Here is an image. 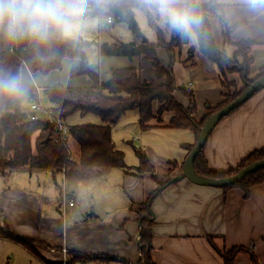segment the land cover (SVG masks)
Wrapping results in <instances>:
<instances>
[{
  "label": "crops",
  "instance_id": "obj_1",
  "mask_svg": "<svg viewBox=\"0 0 264 264\" xmlns=\"http://www.w3.org/2000/svg\"><path fill=\"white\" fill-rule=\"evenodd\" d=\"M209 1L197 0L201 4ZM217 2L223 6L224 17L228 21L227 27L232 30L230 31V42H227L220 20L210 17L209 22L215 44L218 50L224 51L227 57L233 60L237 52L236 44L243 40H251L253 44L249 54L252 57L249 78H255L264 66V0H217ZM146 3L150 5L148 0ZM86 17L93 16L86 13L82 19ZM97 18L102 29L115 34L117 27L114 21L108 22V17ZM144 19L146 20L145 15ZM161 24V28L165 27L164 41L168 42L171 38V30L163 21ZM140 25L142 29L143 25ZM146 27L147 32L142 33L150 43L155 44L158 41L156 31L148 23ZM150 34L155 41H150ZM115 39L119 40L116 36H111V42ZM93 40L98 44L102 43L97 39H91L92 42ZM191 41L192 34H189L188 42L184 43L185 46L175 47L173 61L163 46L157 47L156 53L163 68L167 69L170 65L173 68L176 82V90L173 94L175 100L188 108L190 100L187 94L191 93L194 97L196 107L194 118L199 122L207 115L209 108L225 100L228 88L222 86L216 64L198 50L194 52L192 58L186 59L187 49L193 45ZM10 46L11 42L0 37V52L9 49ZM129 59L131 65L128 66L139 68L142 80L154 81L157 85L166 84L165 77H156V70L150 60L143 57ZM238 61L242 60L238 58ZM22 69H24L23 74L26 72L34 80H42L44 77L31 73L25 65ZM226 79L235 82L238 89L245 85L244 74L239 71L227 72ZM100 82L105 81L100 80ZM190 83L191 86H189ZM26 84H30L29 81ZM34 84L41 90L56 85L45 84L44 80L42 84ZM188 88H191L189 93ZM105 91L107 90H104V93ZM160 106L161 103L157 101L153 103L155 114ZM174 115V111H169L163 113L161 120L152 119L149 122L150 128L147 130H142L139 126L141 131L185 133L174 139V146H178L183 151L180 157L173 154L159 157V160L164 162V169L161 173L156 172L155 180L163 187L150 206L153 222L150 253L153 262L155 264H227L219 251H227L235 246H245L254 251L258 264H264V182L253 185L246 197L244 191L239 188L224 191L220 187L195 184L185 177L175 180L176 177L182 175L183 164L188 155L187 146L195 144L197 136L191 129L170 127L169 122ZM88 116L90 114L86 116L76 114L68 118L67 123H96ZM137 117L139 118V114ZM100 122L99 119L98 123ZM115 125L112 126V131ZM123 131L131 132L127 129ZM133 137L137 138L136 140H142L141 144L144 148L142 149L151 163H156L152 159L153 149L149 141L144 137L142 139L137 132H134ZM127 142H130L132 147L134 146L133 140H127ZM262 147H264V88L254 94L236 112L225 117L215 126L204 146V156L211 168L224 171L235 168L252 151ZM69 148L71 158L78 160L79 146L75 142H70ZM60 173L62 175L61 200L63 185L66 189L65 181L74 178H67L63 171ZM110 173H114L111 177H118V180L130 185L133 195L125 199L120 198L123 190L122 184L119 183L114 191L116 197L114 196L111 202L100 201L98 203L95 200L94 204L90 203L87 208L71 212L70 215L74 217H68L65 213L68 207H74V205H67L63 210L60 201L61 215L51 216L40 207L36 198V204L32 205L36 206L35 210L18 206V213L16 214L17 210H15L9 213V217L4 210L6 216L3 215L1 225L6 223L12 233L39 240L43 244L37 248L39 256H35L19 243L0 235V241L17 247L12 248L11 258L15 260V252L18 251L16 262L19 264H23L21 253L29 257L33 264H61L64 255L68 257L70 264H124L123 260L137 264L141 256L138 244L141 217L136 205L144 203L148 198V193L156 190L157 184L149 178L148 172L138 174L117 170L114 167L105 175ZM103 176L82 181L87 182ZM70 189L71 193L75 191L73 186ZM105 191L111 193L109 188ZM35 192L42 194L44 188L37 185ZM67 194L71 197L70 193L67 192ZM20 196H23L22 191L18 192V201ZM88 209L91 211H87ZM63 249H66V253ZM81 255L95 258L80 259ZM98 256L104 257L99 258ZM231 264L254 263L248 252H240Z\"/></svg>",
  "mask_w": 264,
  "mask_h": 264
},
{
  "label": "trees",
  "instance_id": "obj_2",
  "mask_svg": "<svg viewBox=\"0 0 264 264\" xmlns=\"http://www.w3.org/2000/svg\"><path fill=\"white\" fill-rule=\"evenodd\" d=\"M196 6L202 14L203 20L201 25L193 31L195 44L188 47L186 59L192 58L194 52L198 50L216 64L222 86L230 90L225 100L215 107L209 108L207 115L199 122L194 118L196 108L194 97L191 93L187 94L190 100L188 108L175 100L173 94L176 90V82L173 68L171 65L167 69L163 68L156 53L157 47L163 46L173 61L175 47L185 46L183 36L171 30L170 40L164 41V28L159 25L161 19L152 10L151 5L146 3V0H89L87 14L93 17H110L114 22L125 23L133 35V40L129 43L117 39L111 43L101 44L94 40L93 42H77L72 39H54L48 45L39 46L27 40L11 42L9 49L0 52V72L5 75L9 73L21 74V69L25 65L31 73L47 76L54 70L62 69L63 61L66 58H81L82 73L92 75L93 86L72 88L57 83L41 90V95L43 101L46 99L44 103L54 116L64 119L66 123L68 118L76 114L81 116L93 114L98 116L101 122L67 123L69 125L67 135L56 140L53 134V123L46 120L32 121L29 119L28 112L23 108L37 100L38 94L34 85L27 84L26 95L23 97L0 95V171L2 174L6 177L12 170L26 167L30 170L46 169L55 174L63 171L67 178L90 180L105 175L114 167L126 168L125 154L115 145L112 126L117 124L124 114L132 110L138 111V123L142 130L150 128L149 122L152 119L161 120L163 113L174 111L175 115L171 118L169 126L191 129L198 138L201 128L211 115L238 97L248 84L264 76V66L261 67L255 78H249V67L252 63V57L249 54L253 42L251 40L238 42L236 44L237 52L233 60H230L224 51L218 50L209 22L210 17L218 18L223 27L225 40L230 42L232 28L227 27L228 21L224 17L223 6L217 0H210L206 4L197 2ZM136 10H141L144 13L148 25L156 31L158 41L155 44L150 43L142 33L135 18ZM85 43H94L100 56L148 59L156 70V77H165L167 82L157 85L154 81L142 80L140 69L137 67L113 69L112 77L105 82H100L98 75L93 74L88 67L87 58L80 50V47ZM238 58L242 60V63L239 67H234V64L239 62ZM231 71H239L244 74L245 85L241 89L237 88L235 82L226 79V73ZM104 90H107L108 94H105ZM155 101L161 103L156 114L153 109ZM242 105L222 119L236 112ZM69 138H72L79 146L78 160L71 158ZM46 139L48 141L43 143ZM194 145L187 146L188 154ZM133 148L139 159V166L136 167L138 174L145 171L154 172V166L146 152L142 148L134 146ZM263 158L264 147L252 151L235 168L219 171L209 166L204 156L203 147L194 159V170L203 177L224 178L234 175L247 165ZM263 182L264 168L231 186L222 187V189L227 191L231 188H239L244 191L247 197L253 185ZM151 202V200L145 201L137 207V212L141 217V232L138 241L141 256L137 264H155L150 253L153 237ZM1 212L0 210V235L19 243L33 255L39 256L37 248L43 245L42 242L12 233L6 223L1 225V221L4 219ZM219 252L227 264L233 263L236 255L240 252H248L252 262L258 264L254 251L245 246H235L230 250ZM80 257V259L95 258L85 255ZM112 259L117 260L116 258ZM123 262L131 264L125 260Z\"/></svg>",
  "mask_w": 264,
  "mask_h": 264
},
{
  "label": "rangeland",
  "instance_id": "obj_3",
  "mask_svg": "<svg viewBox=\"0 0 264 264\" xmlns=\"http://www.w3.org/2000/svg\"><path fill=\"white\" fill-rule=\"evenodd\" d=\"M99 19L97 17H86L82 19L80 22H77L75 27L74 36L71 38L77 42H90L91 39H97L102 43L111 42V36H116L121 42L129 43L133 40V35L129 29V27L123 22H115L116 29L113 34L111 31H107L102 29V25L99 26ZM136 20L139 23L140 28L143 25L144 30L147 32L146 20L144 19V13L141 10H136ZM162 20H160L159 25ZM101 24V22H100ZM164 26V25H163ZM165 28V27H164ZM144 33V32H143ZM150 41H155L152 38V35H149ZM192 44H195V34L192 33ZM81 52L86 56L88 67L91 69L93 74H97L102 81L109 80L112 77L113 69H122L128 68L132 66L130 64V59L123 56H100L98 55V51H96V46L94 43H85L80 47ZM241 62H237L234 64V67H239ZM82 61L79 57L66 58L63 61L62 69L54 70L51 74L44 76L42 80H34L24 72V69H21V75L26 78V82L29 81L30 84L35 85L42 84L43 80L46 84H57L60 83L66 87H78V88H87L94 85V78L89 73H82ZM28 79V80H27ZM232 82V81H230ZM228 94L230 93L229 88ZM107 94V91H105ZM24 110L29 112V105H25ZM138 111L132 110L128 111L115 125V129L112 131L114 142L117 149L122 150L125 153V162L127 164L126 168L116 167L117 170L128 171V172H137L136 167L139 166V159L134 153V148L131 146L130 142L127 140H133L134 147H141L142 140L134 139V132L139 133L143 137L149 141L152 152V159L156 161V163H152L154 166V172L145 171L149 173V178L156 182V190H152L148 193V198L146 201L153 199L159 192V190L163 187L157 180H155V175L157 173L163 172L164 162L159 160V157H165L167 155H176L180 157V153H183L177 147L174 146L176 137L181 136L179 132H157L153 131H141L138 123ZM88 118L91 121L98 123L99 118L93 114H90ZM81 122L85 120H80ZM79 121V122H80ZM127 129L131 132L123 131ZM73 142L72 138H69V143ZM144 149V148H143ZM73 152V148H72ZM74 155V154H72ZM180 159V158H179ZM157 172V173H156ZM112 174L105 175L99 179L83 182L82 180L70 179L65 181L67 192L71 194V198L74 203V207H68L65 211L67 216H71V212H76L77 210L87 208L89 204H94L96 200L98 203L100 201L111 202L113 199L115 187H118V184H122V195L120 198H129V195L132 194V189L130 185L125 184L118 180V177H111ZM54 175V177H53ZM159 177V176H158ZM71 182V183H70ZM62 184V175L61 173L52 174V171L46 169H36L30 170L29 168H19L16 170H12L9 175L5 177L0 171V210L1 213L6 216V212L9 213L15 212L18 213V206L28 210L37 209L36 206H32L36 204L35 198L38 200V204L45 212L49 213L51 216L61 215L59 209L60 203V187ZM37 185H41L44 188V193L38 194L35 192V188ZM75 188V191L71 193V187ZM110 192L105 191L108 189ZM22 191L23 196H20L18 201V192ZM131 193V194H130ZM116 197V196H115ZM138 207V205H136ZM40 208V209H41ZM61 210V209H60ZM91 211V210H87ZM71 217H74L73 215ZM15 245L10 243H4L0 241V264H19L18 261V251L15 252V260L12 257V248ZM18 250V249H17ZM23 256L22 263L23 264H33L31 263V259L27 257L24 253H21Z\"/></svg>",
  "mask_w": 264,
  "mask_h": 264
},
{
  "label": "clouds",
  "instance_id": "obj_4",
  "mask_svg": "<svg viewBox=\"0 0 264 264\" xmlns=\"http://www.w3.org/2000/svg\"><path fill=\"white\" fill-rule=\"evenodd\" d=\"M152 10L177 34L189 35L201 25L197 0H148ZM89 0H0V37L16 43L48 45L54 39H70L77 22L88 12ZM26 78L0 72V95L23 97Z\"/></svg>",
  "mask_w": 264,
  "mask_h": 264
},
{
  "label": "water",
  "instance_id": "obj_5",
  "mask_svg": "<svg viewBox=\"0 0 264 264\" xmlns=\"http://www.w3.org/2000/svg\"><path fill=\"white\" fill-rule=\"evenodd\" d=\"M183 36V43L188 42V35ZM264 88V76L259 79H256L251 84H248L246 89L234 100L223 106L221 109L216 111L213 115H211L205 122L204 126L201 128L200 133L198 135L197 141L194 147L191 149L189 154L186 157V160L183 164V172L182 175L176 177L175 180L180 178H187L191 182L198 185H206V186H214V187H226L231 186L248 175L254 173L255 171L264 168V158L257 160L246 167L239 170L234 175L224 177V178H210L203 177L196 173L194 170V159L205 146L209 135L214 130L215 126L221 121V119L230 113L232 110L236 109L240 105L244 104L248 101L256 92ZM46 102V99H44ZM48 139H46L43 143H46Z\"/></svg>",
  "mask_w": 264,
  "mask_h": 264
},
{
  "label": "built area",
  "instance_id": "obj_6",
  "mask_svg": "<svg viewBox=\"0 0 264 264\" xmlns=\"http://www.w3.org/2000/svg\"><path fill=\"white\" fill-rule=\"evenodd\" d=\"M111 18L108 17V22H111ZM191 86V83L189 84ZM37 90V100L29 105V119L32 121H38V120H46L50 123L54 124V130L53 134L55 136V139H60L62 137H65L68 133V124L64 121V119L54 116V114L48 109V107L45 105L43 101V97L41 95V89L39 87H36ZM187 92H191V88L187 89ZM64 173V172H63ZM61 207L63 210L65 209V206H73V200L72 198L67 194L65 186L63 185L62 188V194H61ZM63 252L66 253V249H63ZM61 264H70L68 257L64 255L63 260L61 261Z\"/></svg>",
  "mask_w": 264,
  "mask_h": 264
}]
</instances>
